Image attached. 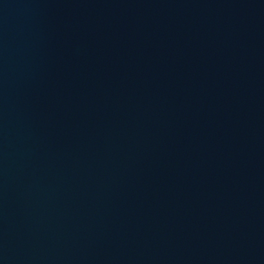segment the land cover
Here are the masks:
<instances>
[{
    "label": "water",
    "instance_id": "1",
    "mask_svg": "<svg viewBox=\"0 0 264 264\" xmlns=\"http://www.w3.org/2000/svg\"><path fill=\"white\" fill-rule=\"evenodd\" d=\"M0 264H264V0H0Z\"/></svg>",
    "mask_w": 264,
    "mask_h": 264
}]
</instances>
